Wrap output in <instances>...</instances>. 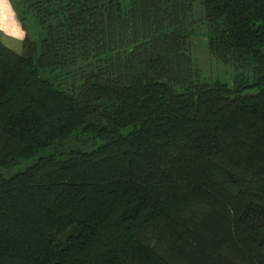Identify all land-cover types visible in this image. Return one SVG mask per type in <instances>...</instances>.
<instances>
[{"label":"trees","instance_id":"trees-1","mask_svg":"<svg viewBox=\"0 0 264 264\" xmlns=\"http://www.w3.org/2000/svg\"><path fill=\"white\" fill-rule=\"evenodd\" d=\"M9 1L0 264H264V0Z\"/></svg>","mask_w":264,"mask_h":264},{"label":"rangeland","instance_id":"rangeland-1","mask_svg":"<svg viewBox=\"0 0 264 264\" xmlns=\"http://www.w3.org/2000/svg\"><path fill=\"white\" fill-rule=\"evenodd\" d=\"M16 1V0H14ZM21 52V45L15 49ZM191 56L200 69L202 80L218 79L222 82L232 84L236 70L233 66L215 60L207 53L206 45L201 36L193 38Z\"/></svg>","mask_w":264,"mask_h":264},{"label":"crops","instance_id":"crops-1","mask_svg":"<svg viewBox=\"0 0 264 264\" xmlns=\"http://www.w3.org/2000/svg\"><path fill=\"white\" fill-rule=\"evenodd\" d=\"M24 31L9 0H0V40L9 48L21 45Z\"/></svg>","mask_w":264,"mask_h":264}]
</instances>
